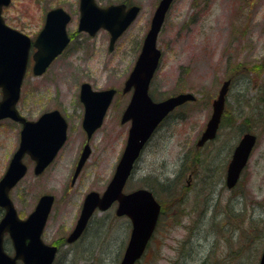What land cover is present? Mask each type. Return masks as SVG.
Instances as JSON below:
<instances>
[{"label": "rangeland", "instance_id": "obj_1", "mask_svg": "<svg viewBox=\"0 0 264 264\" xmlns=\"http://www.w3.org/2000/svg\"><path fill=\"white\" fill-rule=\"evenodd\" d=\"M95 1L101 7L120 3L140 7L112 51H108L107 31L100 30L94 37L76 32L79 0H11L2 11L7 25L30 37L41 28L49 9L62 7L73 15L68 28L72 41L43 75L33 76L28 69L16 105L28 121L58 110L68 124L67 141L54 162L35 176L32 162L25 157L27 173L9 193L20 219L33 211L40 196L54 197L41 236L45 244L59 247L53 264H119L130 233L125 219L115 216L114 205L95 212L82 236L65 243L85 195L104 191L124 149L129 123L121 124L120 117L131 92L122 93V88L159 2ZM156 47L161 59L149 96L160 101L188 92L195 100L160 125L125 184V193L146 188L162 205L177 201L169 213L176 225L165 231L164 221L136 264H258L264 248V0H174ZM226 79L230 80L226 129L222 130L226 145L234 146L238 132L261 138L233 192L225 188L223 179L229 147L221 149V141L196 151L212 102ZM82 83L93 90L114 88L117 94L89 141L87 161L71 184L86 141L81 127L84 108L79 101ZM20 130V124L0 120V178L18 147ZM189 168L196 172V182L190 184ZM233 214L239 218L234 220ZM3 246L13 254L6 235Z\"/></svg>", "mask_w": 264, "mask_h": 264}, {"label": "water", "instance_id": "obj_2", "mask_svg": "<svg viewBox=\"0 0 264 264\" xmlns=\"http://www.w3.org/2000/svg\"><path fill=\"white\" fill-rule=\"evenodd\" d=\"M172 1H159L138 58L124 82L122 93L132 90V95L120 122L123 124L130 121V127L113 176L101 195L93 191L86 194L78 220L66 238L68 244L76 241L95 210L104 211L117 202L115 215L129 217L132 224L129 240L119 264H135L140 259L153 234L160 210V205L151 191L141 188L124 193V185L143 147L162 120L175 107L195 100V96L188 92L159 102H154L148 95L150 82L161 58V52L156 47L157 37ZM9 4L10 0H0V88L2 93L0 120L10 118L20 122L22 129L19 146L0 178V208L4 211L0 219V264H16L18 260L22 264H52L57 248L45 245L40 236L54 197L49 194L42 195L27 218L19 219L9 192L27 173V166L22 162L25 155H28L35 163L33 168L35 176L41 174L53 161L66 141L67 123L57 110L43 113L36 121H27L16 110L31 44L26 36L4 24L1 11ZM80 12L79 29L87 31L90 35H94L101 28L107 30L110 35L109 50L111 51L117 38L136 18L139 7L126 8L124 4H118L101 8L97 6L95 0H80ZM68 21V14L61 8L51 10L47 14L44 28L33 43L36 48L32 56L34 76L43 74L48 65L68 44L69 39L65 32ZM229 85L230 80H225L217 97L213 100L212 113L197 141L198 147L214 138L224 110ZM115 94L116 90L113 88L96 91L88 83L80 85L79 100L84 106L82 128L86 134V145L77 161L71 184L89 157L88 142L95 130L102 125ZM254 144L255 136L245 134L234 150L227 173L228 188L235 185ZM5 233L10 238L14 250L13 256H9L4 251ZM259 264H264V251Z\"/></svg>", "mask_w": 264, "mask_h": 264}, {"label": "flooded vegetation", "instance_id": "obj_3", "mask_svg": "<svg viewBox=\"0 0 264 264\" xmlns=\"http://www.w3.org/2000/svg\"><path fill=\"white\" fill-rule=\"evenodd\" d=\"M55 8H61V9H63L67 14H68V16H69V21H68V23L66 24V26H65V30H66V32H67V35H68V37H69V42H71L72 41V37H71V35L68 33V28H69V26H70V24L72 23V21H73V15L72 14H70L69 12H67L64 8H62V7H55ZM55 8H52V9H49L46 13H45V16H44V21H43V23H42V25H41V28L37 31V33L34 35V36H28L29 37V39L32 41V43L35 41V39H36V37L38 36V34L42 31V29L44 28V25H45V22H46V17H47V14L51 11V10H53V9H55ZM77 18H76V16L74 17V19L76 20V32L77 33H82V34H84V35H87V36H89V37H94V36H90L89 35V33L87 32V31H85V30H81V29H79V22H80V14H81V12H80V0H79V3H78V6H77ZM6 24V23H5ZM7 25V24H6ZM7 26H9V25H7ZM10 27V26H9ZM12 28V27H11ZM14 29V28H13ZM15 30H17V29H15ZM17 31H19V30H17ZM19 32H21V31H19ZM21 33H23V34H25L24 32H21ZM69 44V43H68ZM68 46V45H67ZM66 49V48H65ZM32 50L34 51V49H33V47L30 49V51L32 52ZM185 104H183V105H181V106H179V107H177V108H175L174 110H173V112H175V111H177V109H179V108H181L182 106H184ZM173 112H171V114L173 113ZM171 114H169L166 118H165V120L171 115ZM225 114H226V109H224V111H223V114L221 115V118H220V122H219V126H218V131H217V133H216V135H215V137L213 138V139H210V140H207L201 147H196V151L197 150H203V149H205V148H209V147H211V145H213L214 143H216V142H221L222 141V147H221V149H224V148H226V147H229V146H231V144L230 145H226V143H225V139L224 138H222L223 137V135H224V131H222V130H224V129H226V127H225ZM164 120V121H165ZM163 121V122H164ZM162 122V123H163ZM161 123V124H162ZM160 127V126H159ZM158 127V128H159ZM157 128V129H158ZM246 133H251V132H244V133H241V132H238V134H239V136L236 138V140L234 141V146L232 147V148H228L225 152H227V156H226V158H225V164H223V168H224V170H223V179H224V186H225V188L226 189H228V191L229 192H233V191H235L237 188H238V185L240 184V182H241V177H242V174H243V171L246 169V167H247V165L249 164V161H250V158H251V155H252V151H253V149H255L259 144H260V137H259V135H256V134H254V133H252V134H254L255 135V144H254V146H253V149H252V151H251V154H250V156H249V158H248V160H247V163H246V165H245V167L243 168V170H242V172H241V174H240V176H239V179L237 180V182H236V184L233 186V187H231V188H228L227 186H226V181H227V173H228V168H229V164H230V162H231V159H232V156H233V153H234V150L236 149V147H237V145L239 144V142H240V140H241V138L243 137V135L244 134H246ZM151 140V139H150ZM149 140V141H150ZM198 141V140H197ZM197 141H196V143H197ZM149 143V142H148ZM148 143L146 144V146L148 145ZM84 145H85V143H84ZM84 145H82V148L80 149V152H79V155H78V158H77V161H78V159H79V156H80V154H81V151H82V149H83V147H84ZM145 146V147H146ZM145 149V148H144ZM191 151H192V149H191ZM198 155H199V153H198ZM77 161H76V164H77ZM32 162V161H31ZM76 164H75V166H76ZM32 165H33V167H34V163L32 162ZM225 165V166H224ZM190 168H193V166H191ZM189 168V169H190ZM75 169V168H74ZM74 173V172H73ZM73 175V174H72ZM196 172L194 171V170H192V169H190V172L188 173V184H190V183H192V182H196ZM72 178V177H71ZM188 186H190V185H188ZM134 191V190H133ZM131 192V191H130ZM159 203V202H158ZM115 205V207H116V204H113L112 206H114ZM159 205H160V210H159V215H158V218H157V222H156V226H155V230H154V232L155 231H157L158 229H159V227L160 226H162L163 225V222L165 221V223H164V227H163V230H165V228H169L168 229V231L169 230H172V228H173V226L174 225H176V221H175V219L172 217V216H170L169 215V213H170V211L172 212V210H174L175 208H176V205H177V201H173V202H170V203H168V204H166V205H162V204H160L159 203ZM34 208H35V206H34ZM0 211H1V213H2V216H3V213H4V211H3V209H1L0 208ZM114 212H115V210H114ZM167 213V214H166ZM118 218H124L125 220H124V222L126 223V225H127V227L128 228H130V232H131V229H132V224H131V220L129 219V217H127V216H123V217H118ZM232 218L234 219V220H237L238 218H239V216L238 215H236V214H233L232 215ZM228 219L230 220V218L228 217ZM236 225H234V227H235ZM166 231V230H165ZM167 231V232H168ZM84 232V231H83ZM130 234V233H129ZM68 236V235H67ZM67 238V237H66ZM66 238H65V243H66ZM10 241V240H9ZM10 243H11V241H10ZM67 244V243H66ZM52 246H54V247H56L57 248V252H56V255H57V253L59 252V247L57 246V245H52ZM263 250H264V248H263ZM263 250H262V252H263ZM13 251V250H12ZM262 254V253H261ZM13 255V254H12ZM55 258H56V256H55ZM260 259H261V255H260V258H259V262H260ZM54 261H55V259H54ZM259 262H258V264H259ZM16 264H22V262L20 261V260H18L17 262H16Z\"/></svg>", "mask_w": 264, "mask_h": 264}]
</instances>
